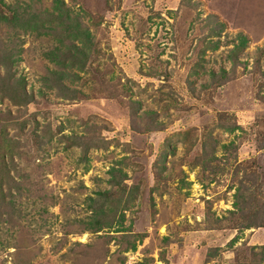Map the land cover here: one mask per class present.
Masks as SVG:
<instances>
[{"label":"rangeland","instance_id":"rangeland-1","mask_svg":"<svg viewBox=\"0 0 264 264\" xmlns=\"http://www.w3.org/2000/svg\"><path fill=\"white\" fill-rule=\"evenodd\" d=\"M63 1L85 71L0 0V264H264V0Z\"/></svg>","mask_w":264,"mask_h":264},{"label":"trees","instance_id":"trees-1","mask_svg":"<svg viewBox=\"0 0 264 264\" xmlns=\"http://www.w3.org/2000/svg\"><path fill=\"white\" fill-rule=\"evenodd\" d=\"M56 2L57 3H56L55 7L58 8V14L56 15L55 19L63 17L64 20H62V22L65 23V29L68 30L69 37L72 36V38L79 40L82 43V45L75 46V47L73 46V49L70 48L68 50L69 61H68L67 57L64 55V53L67 51H65V52H64V50H62L63 52L59 51L58 52L59 55L60 56L63 55L62 59L60 60V63H64V65H66L67 67L75 64L80 71H85V67H86V64H87L88 59H89L88 55L90 54L91 46L93 45L91 33H90L88 27L84 24L83 20H81V15L79 12L71 13L70 8L65 5V2L63 0H56ZM15 15L16 14L12 15L11 17H8V16L0 13V21L11 22L14 25L17 23L18 24L21 23L20 22L21 20L18 19L17 16H15ZM38 15L40 16V13H38V14L34 13L32 16L36 17ZM32 21H34L33 27L36 26L37 25V18H33V17H31L30 19H26L24 21V23H26V24H22V25H30V22H32ZM245 42H246V39L242 38L240 44L243 45V44H245ZM12 56H13V54L11 55L10 59L7 58L5 60L6 65L8 67H11V65H13V62H15V60H14L15 58L13 59ZM55 56L59 58L57 53L54 54V57ZM21 79L23 80V78H21ZM21 79L17 80V82L16 81L13 82V84H12L13 88L12 89H13L15 95H19L22 99V102H24V101H27L28 99H30L32 97V95L29 94L28 91H26V88H25L26 86L23 84ZM19 82L21 85V86H18L21 88L20 91H18V87H14ZM20 102H21V100H20ZM99 194L104 195L105 193L100 192ZM239 202H240V200L238 199L235 202V205L238 204ZM257 206L259 207V204ZM263 206H264V204H263ZM97 223H99L98 220L94 219V221L91 223V225L95 227ZM133 247H135V245Z\"/></svg>","mask_w":264,"mask_h":264}]
</instances>
